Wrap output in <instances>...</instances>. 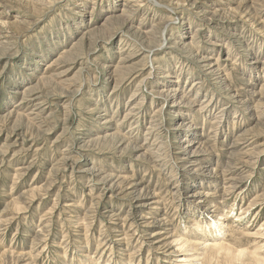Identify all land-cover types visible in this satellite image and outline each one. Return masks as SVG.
<instances>
[{
  "label": "rangeland",
  "instance_id": "1",
  "mask_svg": "<svg viewBox=\"0 0 264 264\" xmlns=\"http://www.w3.org/2000/svg\"><path fill=\"white\" fill-rule=\"evenodd\" d=\"M0 264H264V0H0Z\"/></svg>",
  "mask_w": 264,
  "mask_h": 264
},
{
  "label": "bare ground",
  "instance_id": "2",
  "mask_svg": "<svg viewBox=\"0 0 264 264\" xmlns=\"http://www.w3.org/2000/svg\"><path fill=\"white\" fill-rule=\"evenodd\" d=\"M192 144H193L192 142L187 143V145L185 146V150H184V151H187L186 152V156L191 157L190 159L194 158L192 156H195V152L191 150L192 149V147H191ZM140 196H141V194L138 196V198H143L144 197V196L143 197H140Z\"/></svg>",
  "mask_w": 264,
  "mask_h": 264
}]
</instances>
